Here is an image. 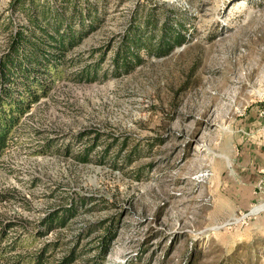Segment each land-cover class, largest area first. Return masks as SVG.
Instances as JSON below:
<instances>
[{
    "label": "rangeland",
    "instance_id": "374dc122",
    "mask_svg": "<svg viewBox=\"0 0 264 264\" xmlns=\"http://www.w3.org/2000/svg\"><path fill=\"white\" fill-rule=\"evenodd\" d=\"M12 1L0 55L31 25ZM40 1L99 26L0 146V264H38L45 246L41 264H264V0ZM149 14L186 40L119 75Z\"/></svg>",
    "mask_w": 264,
    "mask_h": 264
},
{
    "label": "trees",
    "instance_id": "16d2710c",
    "mask_svg": "<svg viewBox=\"0 0 264 264\" xmlns=\"http://www.w3.org/2000/svg\"><path fill=\"white\" fill-rule=\"evenodd\" d=\"M11 8L23 10L31 25L18 27L7 50L0 55V146L8 141L14 125L40 98L39 89L46 90L47 78L52 79L49 72L51 69L58 71L64 61V51L77 45L99 26V18L92 9L80 15L74 10L68 16L64 8H53L40 0H13ZM157 20L156 16L149 14L143 23L129 28L115 56L119 75L131 72L137 63H141V52L145 49L162 56L186 40V33L181 31L182 24L178 28L172 25L159 30ZM158 30L160 34L154 44L149 37ZM90 149L91 146L76 156L87 161ZM66 221L67 216L63 213L53 214L45 220L44 232L48 233ZM46 249L47 246L37 255L38 264L43 262L41 257ZM73 256L74 253L60 264H67Z\"/></svg>",
    "mask_w": 264,
    "mask_h": 264
},
{
    "label": "bare ground",
    "instance_id": "6f19581e",
    "mask_svg": "<svg viewBox=\"0 0 264 264\" xmlns=\"http://www.w3.org/2000/svg\"><path fill=\"white\" fill-rule=\"evenodd\" d=\"M264 210V207H257L255 208V212H261Z\"/></svg>",
    "mask_w": 264,
    "mask_h": 264
},
{
    "label": "crops",
    "instance_id": "0c3cea01",
    "mask_svg": "<svg viewBox=\"0 0 264 264\" xmlns=\"http://www.w3.org/2000/svg\"><path fill=\"white\" fill-rule=\"evenodd\" d=\"M255 141H256V140H255ZM255 141H254V142H255Z\"/></svg>",
    "mask_w": 264,
    "mask_h": 264
}]
</instances>
